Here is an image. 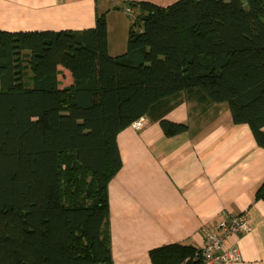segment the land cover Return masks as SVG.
I'll return each mask as SVG.
<instances>
[{
  "label": "trees",
  "instance_id": "1",
  "mask_svg": "<svg viewBox=\"0 0 264 264\" xmlns=\"http://www.w3.org/2000/svg\"><path fill=\"white\" fill-rule=\"evenodd\" d=\"M129 5L142 12L117 57L105 14L79 32L0 29V264H113L104 231L117 137L165 98L200 89L264 148V0ZM198 252L168 244L150 258L202 264Z\"/></svg>",
  "mask_w": 264,
  "mask_h": 264
},
{
  "label": "crops",
  "instance_id": "2",
  "mask_svg": "<svg viewBox=\"0 0 264 264\" xmlns=\"http://www.w3.org/2000/svg\"><path fill=\"white\" fill-rule=\"evenodd\" d=\"M141 0H0V29L82 31L105 14L109 53L127 52ZM143 1V0H142ZM177 0H152L168 6ZM141 129L118 134L122 168L108 185L109 219L104 231L113 264H153L152 249L181 244L202 249L221 220L246 213L251 231L227 238L237 264H264V148L247 124H235L229 106L200 89L181 91L151 107ZM186 124L167 137L161 121ZM105 264V263H101Z\"/></svg>",
  "mask_w": 264,
  "mask_h": 264
},
{
  "label": "built area",
  "instance_id": "3",
  "mask_svg": "<svg viewBox=\"0 0 264 264\" xmlns=\"http://www.w3.org/2000/svg\"><path fill=\"white\" fill-rule=\"evenodd\" d=\"M147 121L146 116H141L131 126L138 130L143 128ZM251 229L246 213L231 215L220 221L217 231L206 235L205 244L196 256L201 259L202 264H237L240 261L239 250L236 246H226L227 238L247 234Z\"/></svg>",
  "mask_w": 264,
  "mask_h": 264
},
{
  "label": "rangeland",
  "instance_id": "4",
  "mask_svg": "<svg viewBox=\"0 0 264 264\" xmlns=\"http://www.w3.org/2000/svg\"><path fill=\"white\" fill-rule=\"evenodd\" d=\"M142 1V0H141ZM143 1H147V2H151L152 0H143ZM136 3L139 2V1H135ZM152 3V2H151ZM155 4V3H154ZM137 9L138 12H142V9L140 6H136L135 7ZM136 15V14H135ZM135 15H134V18H135Z\"/></svg>",
  "mask_w": 264,
  "mask_h": 264
}]
</instances>
